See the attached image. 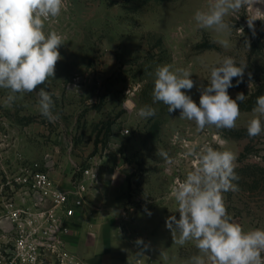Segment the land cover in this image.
<instances>
[{
    "label": "rangeland",
    "instance_id": "1",
    "mask_svg": "<svg viewBox=\"0 0 264 264\" xmlns=\"http://www.w3.org/2000/svg\"><path fill=\"white\" fill-rule=\"evenodd\" d=\"M207 3L65 0L61 15L46 26L65 37L58 49L61 59L54 79L37 87L53 94L59 119L52 123L41 115L35 92L9 106L7 91L0 89V155L46 161L64 189L92 169L85 204L119 208L157 263L186 264L199 254L193 242L176 244L166 227L168 217L179 219L171 188L194 167L186 155L191 147L223 150V141L237 154L239 191L224 193L227 211L246 231L264 229V132L247 134L256 99L264 95V21L253 22V35L248 16L264 15L259 11L264 12V0L226 17L233 25L227 36L197 27L194 13ZM220 39H228L229 47H221ZM225 56L247 64L242 82L237 86L239 78H233L228 89L233 99L238 93L246 96L234 129L198 131L194 122L180 119V110L169 113L163 103H153L158 66L189 69L194 87L182 91L199 104L198 89L207 87L210 67ZM145 105L156 115L140 118L136 113Z\"/></svg>",
    "mask_w": 264,
    "mask_h": 264
},
{
    "label": "clouds",
    "instance_id": "2",
    "mask_svg": "<svg viewBox=\"0 0 264 264\" xmlns=\"http://www.w3.org/2000/svg\"><path fill=\"white\" fill-rule=\"evenodd\" d=\"M259 2L255 0V4ZM253 5V0H208L204 8L195 11L193 19L198 28L227 36L233 25L225 18ZM64 9L65 0H0V89L7 91L5 104L10 106L26 93L35 92L41 115L52 123L59 119V114L53 113V94L44 87L37 91V87L55 77L61 59L58 49L65 44V37L55 30L46 31V26ZM258 19L264 21V15L248 16L253 35V22ZM217 42L225 49L229 47L228 39ZM246 67L230 56L211 66L207 87L198 89L201 94L197 104L182 91L194 87L190 78L193 73L187 68L160 65L155 69L152 101L163 103L169 113L180 110V119L194 122L198 131L205 127L234 129L241 114L239 105L246 96L238 93L233 99L228 89L234 86L233 78H239L237 86L242 82ZM248 76L251 79V73ZM252 112L247 134L256 137L264 132V95L257 97ZM136 114L148 119L156 115V110L145 105ZM224 144L221 141L223 150L209 144L198 151L189 148L186 155L193 158L194 167L171 188L179 219L168 217L166 227L176 244L193 242L198 249L199 254L186 264H264V229L246 231L227 211L224 193L238 192L234 181L240 177L235 171L237 154ZM159 155L171 162L167 152L161 150ZM142 243L137 239V245Z\"/></svg>",
    "mask_w": 264,
    "mask_h": 264
},
{
    "label": "built area",
    "instance_id": "3",
    "mask_svg": "<svg viewBox=\"0 0 264 264\" xmlns=\"http://www.w3.org/2000/svg\"><path fill=\"white\" fill-rule=\"evenodd\" d=\"M47 165L22 155H0V264H83L67 236L85 205L92 169L64 189Z\"/></svg>",
    "mask_w": 264,
    "mask_h": 264
},
{
    "label": "crops",
    "instance_id": "4",
    "mask_svg": "<svg viewBox=\"0 0 264 264\" xmlns=\"http://www.w3.org/2000/svg\"><path fill=\"white\" fill-rule=\"evenodd\" d=\"M122 218L119 208L85 204L72 219L69 248L78 253L83 264H165L157 263L143 244H136L140 233L130 229Z\"/></svg>",
    "mask_w": 264,
    "mask_h": 264
},
{
    "label": "water",
    "instance_id": "5",
    "mask_svg": "<svg viewBox=\"0 0 264 264\" xmlns=\"http://www.w3.org/2000/svg\"><path fill=\"white\" fill-rule=\"evenodd\" d=\"M117 212V210H115V213Z\"/></svg>",
    "mask_w": 264,
    "mask_h": 264
}]
</instances>
